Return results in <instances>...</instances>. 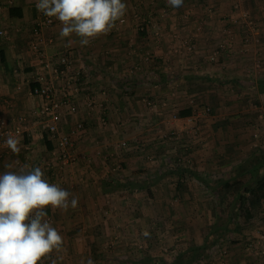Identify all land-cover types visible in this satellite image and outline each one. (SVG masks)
Listing matches in <instances>:
<instances>
[{
  "label": "crops",
  "instance_id": "obj_1",
  "mask_svg": "<svg viewBox=\"0 0 264 264\" xmlns=\"http://www.w3.org/2000/svg\"><path fill=\"white\" fill-rule=\"evenodd\" d=\"M231 1L183 0V5L193 4L173 8L167 0H125L127 11L117 26L86 46L75 36L61 38L62 25L56 19L43 33L54 41L47 45L48 52L57 65L67 47L72 64L70 68L61 66L64 72L56 75L52 69L40 67L30 48L39 19L36 0H0V29L6 31L0 34V119L9 127L23 128L22 134L13 136L20 141L18 154L6 146L8 137H0V173L24 165L38 166L49 183L78 200L75 208L47 209L46 218H51L50 224L62 235L63 243L71 244L52 254L57 264H87L76 258L74 244L103 243L121 235L118 226L132 225L126 215L134 210L132 203L145 210L139 199L147 198V202L157 189L161 194L166 191L155 181L157 171L170 182L180 181L178 188L170 187L171 193L182 196L202 190L214 197L205 180L207 171L231 158L228 177H235L240 170L244 172L240 167L259 147L264 150L263 131L250 129L255 119L261 122L264 107V92L258 89L264 80V22L252 33L246 27L253 20L232 26V19L245 18L240 11L230 9ZM11 8L20 9L22 15L11 16ZM162 8L168 11L165 17L161 16ZM262 16L264 11L258 9L255 18ZM146 24L148 28L143 29ZM252 38L257 40L255 45L250 44ZM258 53L263 59L257 58ZM256 59L260 73L250 71ZM40 77L56 90L60 109L54 113L40 114L45 100L30 93L32 83ZM230 89L234 99L243 93L247 98L256 93L252 97L263 102L256 100L230 116ZM148 101L155 103L154 108ZM235 105L242 107L238 102ZM207 106H212L214 113L205 115ZM187 109L190 115H179ZM50 122L57 125L60 134H71L74 153L86 159L61 163L56 141L49 138L47 146ZM247 131H257L259 137L254 139L251 133L248 140L244 137ZM229 132L236 151H230V156L215 152L214 146L225 141L223 133ZM240 150L248 154L240 156ZM187 162L191 167L183 164ZM263 173L264 168L260 175ZM240 178L246 182L250 175ZM103 210L110 211L105 218ZM232 210L230 233L237 242L231 247L230 264H264V240H259V234L264 233V197L241 204L233 202L230 195ZM237 224L239 230L234 229ZM251 246L259 247L258 255L250 253ZM101 252L103 249L98 251L100 257L107 260ZM91 255L86 257L93 259Z\"/></svg>",
  "mask_w": 264,
  "mask_h": 264
},
{
  "label": "rangeland",
  "instance_id": "obj_2",
  "mask_svg": "<svg viewBox=\"0 0 264 264\" xmlns=\"http://www.w3.org/2000/svg\"><path fill=\"white\" fill-rule=\"evenodd\" d=\"M238 1L240 8L247 10L252 16V18L249 17L248 20H253V23H251L252 25L247 24L248 27H246V29H249L250 27L251 33L255 29L258 31V29L263 25L262 23L264 22V17L262 16L260 18H255V13L258 12V9L264 11V0H233L230 3V9L239 11V8L235 7V4L238 3ZM192 2H185L182 7L186 8V6H191L193 4ZM164 9L167 13V9ZM254 11L256 12L253 15L252 12ZM243 20L248 21L247 19H242L239 17L237 21L232 19L231 22L234 24H231L233 26L238 24V22L242 23ZM257 20L261 21V23H259ZM232 26L230 27L233 28ZM256 41L257 40L255 38H252L250 44L255 45ZM256 56L257 58L261 57L260 53H258ZM257 62H259L258 59L254 60L250 64V71L256 73H260L262 71L260 65H258ZM259 75L256 77H259ZM252 76L254 77L255 75ZM233 94L234 92H232L230 89V116H232L234 113H238L237 111L239 109H244L245 106H249V103L256 102V100H258L259 103L263 102L262 99L257 96L252 97L253 95H256V93L249 94L252 96L248 98L246 97L248 94L244 95L243 93L242 96L237 99L232 98ZM236 102L242 105V107L239 108V105H235ZM263 105L264 104H262V106ZM259 106H261V104ZM205 109L206 107L204 110ZM212 113L214 112L211 106V110L208 113L205 111L204 114L210 115ZM260 115H262L261 122L255 119L250 129L253 131L254 128H259V133H262V131L264 133V107H262ZM220 117H222V115ZM256 132L257 131L253 133L251 132L254 139L259 137V135H255ZM230 133L231 132L223 133L225 136V143L222 142L220 145L217 143V145L214 146L215 152L224 153V155L228 154L230 156V151H236L234 148V145L236 144L233 142V135H230ZM251 133L247 131L244 137H247L249 140L251 138ZM230 136H232L231 141ZM259 139L262 140V137ZM237 153L236 155H238ZM245 154H248V151H239L240 156ZM227 159L220 161V164L216 167H213L211 171H207L206 174L208 177L205 180L210 182L213 179H217V177H228L230 174V162L228 161H230L231 158L228 160ZM183 164L190 165L191 167V163L189 162ZM159 170L163 171L164 169L159 168ZM157 172L158 176H156L155 181L160 183H158L160 189L162 187V183L166 188V191L161 189L163 191L161 194V192H159L157 189V192L152 196V199H149L147 202V198H145V201L143 198L141 200L139 199V202L143 201L142 204L144 207L142 206V208L145 210L137 209L134 206V203H132L134 210L130 209V211L126 212V215L129 217L128 220L131 221L132 225L128 224L129 226H118V229L120 230L119 233L121 234L120 236L112 237V240H106L103 243L93 244V246H89L90 244L88 245L87 243V245L84 244V247H82L79 242L74 244L75 249L78 251V253L75 255L77 259L80 257L82 260L87 261L89 258H87L86 255L89 256L92 254L91 256L93 259L91 258V260L94 261V264H164V261H171L178 251L187 248L191 244L205 243L207 245V248L204 252L205 255L202 260L195 262V264H230V254L232 250L231 247L237 242L236 239H233V235L230 233V231L219 238L216 235L209 233V227L215 218L218 215L225 216L229 213L230 202L219 199L215 194L213 197L211 193L202 190L200 191L201 193L199 191L196 192V194L184 193L182 196L178 195L177 193H171V186L178 188V180L174 179L170 182L169 178L164 179L161 177V173L159 171ZM178 183L180 184V181H178ZM132 200L128 199L126 201L132 202ZM105 213H110V211L103 210V218H105ZM50 219L48 218V221ZM51 221H49V223ZM136 221L139 222V224L136 225ZM130 229H132V231H130ZM145 232L149 233V235L145 236ZM262 234L264 233L259 234V240ZM257 243L259 244V242ZM63 245H66V247L67 245L71 246L69 243H63ZM258 248L251 246L249 251L250 253L252 252L255 255H258ZM101 249H103V252L101 253L106 255L107 260L105 261H103V257H100L101 254L98 253V251ZM65 258L69 259V257L66 256ZM63 264H66V262L64 261Z\"/></svg>",
  "mask_w": 264,
  "mask_h": 264
},
{
  "label": "clouds",
  "instance_id": "obj_3",
  "mask_svg": "<svg viewBox=\"0 0 264 264\" xmlns=\"http://www.w3.org/2000/svg\"><path fill=\"white\" fill-rule=\"evenodd\" d=\"M167 3L173 8L183 6V0ZM36 9L60 22L61 38L75 36L86 46L110 33L126 14L127 5L125 0H36ZM5 143L13 153L20 152L18 138L9 135ZM70 196L49 183L38 166L0 173V264H43L45 260L57 264L52 254L61 251L63 237L46 218L47 209L75 208L78 200ZM87 264L94 261L89 258Z\"/></svg>",
  "mask_w": 264,
  "mask_h": 264
},
{
  "label": "built area",
  "instance_id": "obj_4",
  "mask_svg": "<svg viewBox=\"0 0 264 264\" xmlns=\"http://www.w3.org/2000/svg\"><path fill=\"white\" fill-rule=\"evenodd\" d=\"M2 5L0 3V12L2 11ZM236 8H239L241 16L248 20L249 12L247 10H243L240 8L239 1L235 4ZM166 10L163 9L161 16H166ZM1 18V16H0ZM56 18L54 17H47L39 12V19L36 23V26L33 29V36L30 41V48L33 50L37 55V63L40 65L42 69H52L56 75L63 73V67L70 68L71 67V60L69 59V51L66 47V50L59 56L58 64H54L52 60V55L48 52V46L53 44V39L46 38L44 35V31L51 28L55 23ZM143 26V29L148 28ZM0 34H6V31L0 29ZM68 52V53H67ZM218 53V51L216 52ZM33 83H38L37 85L30 87V93L34 95H40L44 98L45 102L42 104L41 108L38 110L40 114L45 115L49 113H54L60 109V102L56 98V90L51 84L43 83V77L36 79ZM147 101V100H146ZM148 104L154 108L155 103L153 101H148ZM211 110V107H206L205 111L208 113ZM204 111V112H205ZM24 120V117L20 118ZM82 127V124H79V129ZM47 130L49 133V138L51 140L56 141V154H58L61 163L68 164V163H77L79 160L86 159L85 156L81 154H76L73 151V140L71 134L62 133L60 134L58 131V127L55 123H47ZM23 132L22 125H16L14 127H9L7 121L5 119H0V137H8L9 135H20ZM123 145L126 143L123 142ZM2 162V156L0 154V166ZM264 240V234L261 235L260 241Z\"/></svg>",
  "mask_w": 264,
  "mask_h": 264
},
{
  "label": "trees",
  "instance_id": "obj_5",
  "mask_svg": "<svg viewBox=\"0 0 264 264\" xmlns=\"http://www.w3.org/2000/svg\"><path fill=\"white\" fill-rule=\"evenodd\" d=\"M11 16H21L22 13L20 9L11 8ZM2 59L3 54L1 55ZM38 83H32L31 86L37 85ZM258 89L260 92H264V80L258 83ZM191 114V110H183L179 112L180 116H187ZM47 146L50 144V139L47 137ZM254 153V157L249 159L247 164H243L240 169H244V172H237L235 177L219 178L213 180L212 183H207L209 189L215 194L219 199L229 201L230 195L233 196V202H240L245 204L247 200L261 199L264 197V192L260 193V189L264 190V173L260 175V171L264 168V150L260 147ZM245 174L250 175V179L244 182L240 177ZM251 196V199H249ZM230 206V203H229ZM233 210L227 215H218L215 220L211 223L209 227V233L216 235L218 238L223 236L225 233L230 231V222L232 220ZM250 214V211H248ZM231 215V217H230ZM234 229H240L239 224L235 226ZM207 245L203 244H191L187 248L178 251L171 261H164V264H195V262L202 260L204 257V252Z\"/></svg>",
  "mask_w": 264,
  "mask_h": 264
}]
</instances>
